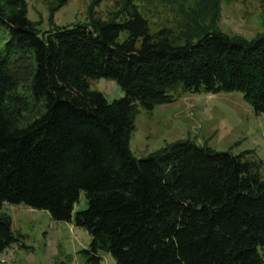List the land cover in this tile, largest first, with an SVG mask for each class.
Here are the masks:
<instances>
[{"label": "trees", "instance_id": "1", "mask_svg": "<svg viewBox=\"0 0 264 264\" xmlns=\"http://www.w3.org/2000/svg\"><path fill=\"white\" fill-rule=\"evenodd\" d=\"M98 1L87 23L59 25L68 0H51L40 30L26 0H0V208L22 202L85 228L92 263L102 250L116 264H264V179L250 151L190 139L142 157L129 147L138 106L169 101L178 83L241 90L264 113V31H222L225 0H168L176 29L153 28L136 0L98 16ZM99 77L124 94L107 100L90 87ZM17 239L0 210V251Z\"/></svg>", "mask_w": 264, "mask_h": 264}, {"label": "rangeland", "instance_id": "2", "mask_svg": "<svg viewBox=\"0 0 264 264\" xmlns=\"http://www.w3.org/2000/svg\"><path fill=\"white\" fill-rule=\"evenodd\" d=\"M50 1L26 0L27 17L40 30L51 27L48 20ZM120 1L100 0L92 10L98 16L107 17ZM136 2L153 28L162 23L175 28V21L182 20L176 5L168 0ZM91 3L92 0H68L54 12L53 22L59 25L87 23ZM221 6L218 26L222 31L247 38L264 31V0H225ZM7 37V30L0 26V44ZM90 87L100 90L109 101L124 94L110 78L92 79ZM167 93L171 97L169 101L157 103L151 109L138 106L129 137L134 156H145L175 140L190 139L217 150L250 151L248 157L260 162L259 173L264 179V113L252 108L243 91H193L178 83ZM85 205L81 192L76 206L83 208ZM0 210L10 214L12 231L18 237L0 251V264H116L110 253L102 250L98 263L87 260L82 249L88 246L91 234L72 221L56 220L47 210L22 202L3 203ZM259 250L264 255V247L259 246Z\"/></svg>", "mask_w": 264, "mask_h": 264}]
</instances>
